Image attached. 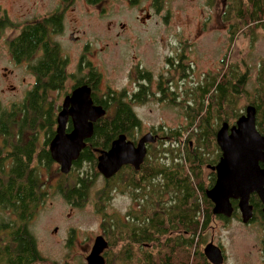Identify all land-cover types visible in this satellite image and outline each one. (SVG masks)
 <instances>
[{"label": "trees", "instance_id": "16d2710c", "mask_svg": "<svg viewBox=\"0 0 264 264\" xmlns=\"http://www.w3.org/2000/svg\"><path fill=\"white\" fill-rule=\"evenodd\" d=\"M88 1L99 3L104 0ZM223 1L227 8L222 20L230 23L233 35L236 30H243L242 34L255 37L258 29L264 31V0ZM154 2L158 9L163 0ZM213 3L215 5L216 0H210V4ZM24 36L25 45L30 47L37 45L38 39L34 40V35L28 33ZM51 47L53 49L46 46L45 54L39 60L38 85L28 92L27 102H23L25 109L22 111L19 124L22 132H25L26 128L33 131L44 129L45 133L51 136L56 132L57 120L52 113L55 102L50 101L49 95L51 91L63 88L68 75L64 73L67 62H61L57 44ZM97 77L100 79V74H97ZM142 77L148 78V74ZM257 79L261 86L257 87L256 94L252 97L244 86L248 81L247 73L242 72L238 66L229 64L224 75L215 73L213 77L206 76L203 83L199 82L190 91L196 105L187 108L188 123L184 127L165 128L159 147L151 154L155 158L169 151L173 159L179 161L169 164L152 158L149 160V165H144L141 171L132 169L133 187L141 189V195L143 190L152 197L153 201L150 202V207L143 201L141 211L138 214L133 213L135 215L128 220L123 229L121 225L115 226L120 222L119 218L111 220L113 224L110 226H114L113 231H119L120 236L111 242L106 264H212L201 248L206 241V231L213 218L229 220L239 216V208L238 201L232 200L234 206L232 217L214 214V204L207 197L208 187L204 185L203 168L209 161L205 153L213 155L210 162L218 161L220 156L216 142L218 127L223 122L235 124L244 112L239 108L242 98L246 99L245 108L249 104L257 108V127L264 134V64L258 71ZM106 94L112 99H117V95H120L122 103L115 119H102L95 126L96 136L101 135L102 138L109 139L113 133L141 130L142 119L136 114L132 104L126 100L127 92L117 93L116 90L109 88ZM12 116L14 113H3V121L0 120L1 131H8L6 122ZM98 138L95 137L93 141ZM166 142L168 145H165ZM175 145L180 147L179 152L178 149L173 148ZM102 146L106 147L105 144ZM33 148V142L32 148L31 146L14 147L13 151L19 154L15 156L16 162L11 165L10 172H7L4 162L0 160V211H2L0 264H52L38 250L37 240L28 225L30 210L36 205L35 200L37 205L42 203L40 191L42 185L37 181V170L35 172L32 168ZM1 154L0 150V156ZM215 154H217L216 158ZM93 155V152L85 150L81 157L74 161V165H80L83 160H91ZM50 159L48 152L43 160H47L49 164ZM38 173L41 174L40 170ZM214 176L211 184L215 183L216 175ZM146 178L148 181L144 183ZM155 179L158 180L152 182ZM84 180L80 189L88 194L90 184L87 179ZM76 182L73 181L72 186H75ZM75 192H79V189H74L71 193ZM147 194L143 199H148ZM167 195L169 198H166ZM251 203L255 206V210L262 213V203L257 196L251 197ZM6 210H9L10 214L15 213L17 220L8 218L5 214ZM257 218L258 216L254 217V220ZM107 230L112 232L111 227ZM121 243L122 247L119 248Z\"/></svg>", "mask_w": 264, "mask_h": 264}, {"label": "rangeland", "instance_id": "374dc122", "mask_svg": "<svg viewBox=\"0 0 264 264\" xmlns=\"http://www.w3.org/2000/svg\"><path fill=\"white\" fill-rule=\"evenodd\" d=\"M18 2L26 5L32 3V0H0V5H12L11 11L15 14ZM209 2V0H163L162 5L157 9L154 0H143L141 6L133 8L128 6L126 0H114L105 3L104 6L109 10L102 13V16L99 15L101 10L98 8L83 15L81 29L87 31L86 38L93 43L91 49L98 51L97 61L99 70L102 72L103 88L110 86L113 89H124L127 92L134 87L132 86V69L138 68L149 74L150 81L147 80V83L156 87L164 82L169 89V94H175L171 89V79L175 75L180 77L178 82L183 84L180 89L182 95L174 98L176 102L181 103V106H175L170 100L165 102L149 100L138 110L142 119L141 130L146 131L153 127L163 129V126L167 128L184 127L188 123L186 111L189 110L186 106L187 101H184L186 100L184 97H187L189 93L186 86L203 83L201 75H207L208 72L219 75L226 73L229 64L238 66L242 72L247 73L248 81L244 86L252 97L256 94L257 87L261 86L257 76L264 64V31L258 29L255 37L242 34L243 30H236L233 35L228 21L222 29L221 1L216 0L215 5L212 4L214 7H211ZM49 3H52V0H46L43 4L39 2L37 6L46 8ZM152 5L158 11L153 10ZM142 7H150L149 13L152 19L147 24L141 23L140 18L144 13ZM206 20L207 22L203 24ZM109 23L111 28L108 26ZM121 24H124V27ZM81 48L82 45L76 50L79 51ZM174 57V60L183 57L184 63V68L175 73L168 61L169 58ZM20 73L27 76L23 71ZM193 73L196 77H193ZM57 95L58 92L53 91L51 98ZM64 96L62 93V97ZM62 101L63 99L60 103ZM245 101L246 99L242 98L239 103V108L243 111H245ZM166 129L158 132L163 135ZM39 130L41 129L33 131L26 128L25 132L27 136H30ZM165 145H168V142ZM156 146L153 145V150L157 149ZM217 147L219 148L218 145ZM173 148L178 149L177 152L180 150L178 145ZM219 151L221 155L220 148ZM166 153H168L167 159L165 158ZM214 156L216 158L217 154ZM176 157L179 158V156ZM205 157L209 160L208 163L214 165L210 162L213 157L211 153L206 152ZM152 158H154L153 155L150 156V160ZM155 158L169 164L179 161V159H173L169 151ZM35 164L36 159L34 158L32 167ZM79 170L90 172L89 164L83 163ZM203 170L204 185L209 187L208 184L212 183L215 172L205 165ZM49 171L56 173V169L52 167ZM41 174L38 173L39 176ZM92 179V197L88 198L82 206L72 207L64 198L56 195L50 198L45 193V201L36 209L32 206L33 213L28 219L29 228L37 240L38 250L52 264L56 262L58 264H87V257L102 224L101 216L98 214L99 202L95 199L100 197L101 189L105 187L103 179L98 174L93 173ZM157 180H152V182ZM110 186L106 189V191L111 189L112 192L106 211L111 220L116 218L115 212H120L118 218L120 222H123L126 212L135 206L132 201L135 192L131 191L128 194L126 188L118 183ZM96 192L99 197L93 195ZM146 194L142 190L140 199L150 207L153 199L148 194V199H143ZM166 198L169 196L167 195ZM5 214L8 218L17 220L15 213H12V216L9 210H6ZM1 215L2 211H0ZM130 219L129 217L128 220ZM263 219L261 217L244 223L240 212L239 216L229 220L225 219L226 221L215 217L206 231V241L201 248L203 250L206 244L213 239L216 244L224 248L226 255L224 264H263ZM69 239H72V244H69ZM107 253L110 254L109 251Z\"/></svg>", "mask_w": 264, "mask_h": 264}, {"label": "flooded vegetation", "instance_id": "af4514ba", "mask_svg": "<svg viewBox=\"0 0 264 264\" xmlns=\"http://www.w3.org/2000/svg\"><path fill=\"white\" fill-rule=\"evenodd\" d=\"M45 1L46 0H32V3H27L26 5H23L22 3L20 4L18 2V5L16 7L17 12L15 11V14H13V11H11V9L13 8L12 5H0V120H2L3 113H14V116L10 117L9 120L6 122L8 123V131L4 132L0 129V150L2 152L0 160L4 162V167L7 169V172H10L11 165L15 164L16 162L15 156L19 154L13 151L14 147L31 146L32 148L33 142L34 157L32 159V162L35 158L36 164L33 165L32 168L35 169V172L37 170V181L40 185H42V190L40 189L43 195L41 197L42 203L45 201V193L47 197L50 198H52L54 195L64 198L65 201L68 202L72 207L82 206L83 203L85 204V202H87L86 200L88 198L90 199V197H92V175L93 173L95 175L98 174L103 179L105 187L101 189V193L99 195L100 197L96 195L97 192L93 193V195L99 197L95 199V201L99 202L98 214L101 216L102 224L99 234L95 236L91 251L95 244L96 238L98 236H103L108 242V246L102 252L105 261H107V252L110 249V244L112 241L117 240V236H120V234L119 231H113L114 226L112 227L111 233L107 230V228H109V226L113 223L109 218V213H107L106 211L107 202L109 201V197L112 192L111 189L108 191H106V189L111 184L116 183L117 185L118 183L119 185H121V187L126 188L128 194L131 191L135 192L132 197V201L135 203V206H132L131 209L128 211L126 210L127 212L125 214V221L118 222L115 225H121L123 229V226L127 225V223L129 222V217L131 218L133 217V215L138 214L141 211V204L143 203V201H141L140 199L141 189H135L133 187V174H131L132 169L141 171L144 165H149L148 163L150 160V156H152L151 154L153 151V145H157L156 147L158 148L159 143L163 137V135L160 134V132L158 131H162L167 127L163 126V129H158L154 127L146 131L128 130L124 133L117 132L116 134L113 133V135L109 139H107L106 137L102 138L101 135L96 136L95 126L99 124L102 119H115L118 112V108L120 107V104L122 102L120 101V95H117V99H112V97L107 96L106 93H108L109 88H113H111L110 86L103 88L102 72L99 70V63L97 61L98 51L91 49L93 43L92 41L86 38L87 31L85 29H81V26L84 14L87 15L91 12L92 9L98 8L99 10H101L99 15L102 16V13H106L109 10L108 7L104 6L105 3H109L114 0H104L99 3H91L88 0H52V3H49L48 7L46 8H40L37 6L39 2L43 4ZM220 1L222 6V15H225L224 12L227 8V5L225 1ZM126 2L128 3L129 7L133 8L141 6L143 0H126ZM211 7H214V5H211ZM151 8L153 10H156L154 8V5H152ZM149 10L150 7H142V11H144L143 16H141L140 18L142 24H147L152 19ZM207 20L204 21L203 24L206 23ZM226 23L227 20H224L222 23V29L225 28ZM108 26L109 28H111L110 23ZM121 26L124 27V24H121ZM227 30L229 31V26L227 27ZM28 33L34 35V40L38 39L37 45L30 47L24 44V35H27ZM55 44H57V48L60 49L61 62H67L64 68V73L67 74L68 77L63 85V88L60 87L55 90L56 92H58L57 97L52 99L51 95L53 91L50 92V101L53 100L55 102V107L52 112L54 114L53 117H56L57 120L58 114L62 109V104L65 98L68 95H71L74 90L82 86H88L90 88L91 98L95 105H100L106 109V114L104 116L99 117L94 122V130L91 136L85 139V147L81 150L79 154L80 158L82 152L87 150L88 152H93L94 157H92L91 160H83L80 165H74L73 162L72 169L68 173H64L61 171L60 164L56 162L52 155V150H58L59 153L61 150L60 146H62L60 144L53 143L57 135L56 132L53 136H51V134L45 133V130L42 129L38 132H34L30 136H27L26 132H22L19 129L22 111L25 109L23 102H27L26 98L28 96V92L34 89V87H36L39 82V60L42 56H44L46 46L53 49L51 46H54ZM77 44L79 45L76 47L72 46ZM70 45L72 47H70ZM81 45V50H76L79 49ZM174 59L175 57L169 58L168 61L173 66L171 67V69L175 73L181 71L184 68V63L182 61L183 57H180V59L177 60ZM20 71H23L27 76L21 75ZM224 73L225 72H223V75ZM97 74H100V79H98ZM144 74L148 73H145L144 71L138 68L132 69V86L134 87L132 89L127 90L128 96L126 97V100L130 104H132L133 108L136 111V114L139 117V108L145 106L149 100L156 102H165L167 100H170L171 103L175 106H181V103L176 102L174 98L179 97V95H182L180 89L183 84L178 82L180 77H178L177 75L172 77L171 89L172 92H174L175 94H169V89H167V85H165L164 82L163 84H158L156 87H153L151 84L146 82L147 80L150 81L149 74L148 78H143L142 76H144ZM214 74L215 73L211 74L208 72L207 75H201V78L204 79V77L206 76L213 77ZM193 77H196L195 73H193ZM195 86L196 85L192 84L186 86V90H189V93L187 97H184V99H186L184 101H187L186 106H188L189 108H193L192 105H196L194 103V97L190 94V91ZM113 90H116L117 93L125 91L124 89ZM62 93H64V97H62ZM62 99L63 101L62 103H60ZM221 126L222 124L220 125V127ZM72 129L73 117L70 115L68 117L66 133H70ZM147 133H152L154 135V140L146 143L147 154L144 159V162L140 165L139 169H136L133 164H125L119 169V171H117L111 177L105 176L100 171V156L102 155L103 151L109 150L111 148L114 140L118 139L120 135L124 134L126 136L127 141L133 142L135 145H137L140 139ZM95 137L99 138L98 140L95 139V141H93ZM94 144L98 145L94 147ZM102 144H105L106 147L104 148ZM54 146L56 149L54 148ZM48 152H50L51 158L49 164L47 160H43L44 156H46ZM221 155L219 156L218 161L213 163L214 165L219 162ZM83 163L89 164L90 172H81L79 170ZM211 164L212 163H208L207 166L213 172H215L217 178L216 171L211 168V166L214 165ZM260 166L264 167V162H260ZM51 167L56 169V173L49 171ZM43 168H45V170H43ZM39 170L42 173L40 176L38 175ZM83 178L87 179L88 183L90 184L88 187V194L86 193V191L84 192V190L80 189L82 187L83 181H85ZM148 178L144 180V183H147ZM73 181H77L76 185L70 186L71 184H73ZM214 184H208V188H211L212 186H214ZM74 189H79V192H75L74 194H72L71 192L74 191ZM252 196H257L259 199V196L255 193H253ZM35 203V209L42 204L41 203L40 205H37L36 200ZM253 207L254 217L258 216V218H261L263 216L262 207V213H260L258 210H255V206ZM30 211L32 216L33 209H31ZM115 213V217L118 218V214L120 212ZM253 220L254 218L252 219V221ZM120 231L122 230L120 229ZM71 240L72 239H69V244H72ZM120 247H122V243L119 245V248ZM221 247L224 251L223 246Z\"/></svg>", "mask_w": 264, "mask_h": 264}, {"label": "water", "instance_id": "95a60500", "mask_svg": "<svg viewBox=\"0 0 264 264\" xmlns=\"http://www.w3.org/2000/svg\"><path fill=\"white\" fill-rule=\"evenodd\" d=\"M257 113V108L249 104L235 124L223 122L216 136L222 155L219 162L211 166L217 178L214 186L206 189L207 197L214 204L215 215L232 217V199H236L244 223L254 218L251 203L253 193L259 196L264 216V167L260 166V162H264V134L258 130ZM105 114L104 107L93 103L88 86L79 87L65 98L57 117V135L53 141L62 146L59 153L52 150L53 158L60 164L62 172L68 173L72 169L73 162L85 147V139L94 130V122ZM70 115L73 117V129L66 133ZM152 140L153 134L147 133L135 145L127 141L124 134L120 135L111 148L100 156V171L111 177L125 164H133L139 169L147 154L146 143ZM107 246L105 238L98 236L87 257V264H106L102 252ZM203 252L212 264L225 263L224 251L213 239L206 244Z\"/></svg>", "mask_w": 264, "mask_h": 264}, {"label": "bare ground", "instance_id": "6f19581e", "mask_svg": "<svg viewBox=\"0 0 264 264\" xmlns=\"http://www.w3.org/2000/svg\"><path fill=\"white\" fill-rule=\"evenodd\" d=\"M254 172H255V170H254ZM237 175V174H236ZM234 176V175H233Z\"/></svg>", "mask_w": 264, "mask_h": 264}, {"label": "clouds", "instance_id": "9594fccd", "mask_svg": "<svg viewBox=\"0 0 264 264\" xmlns=\"http://www.w3.org/2000/svg\"><path fill=\"white\" fill-rule=\"evenodd\" d=\"M240 217H241V215H240Z\"/></svg>", "mask_w": 264, "mask_h": 264}]
</instances>
